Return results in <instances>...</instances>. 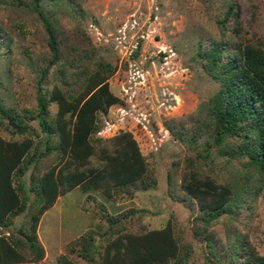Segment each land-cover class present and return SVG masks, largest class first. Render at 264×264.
Masks as SVG:
<instances>
[{"label":"rangeland","instance_id":"obj_1","mask_svg":"<svg viewBox=\"0 0 264 264\" xmlns=\"http://www.w3.org/2000/svg\"><path fill=\"white\" fill-rule=\"evenodd\" d=\"M33 5V0H0V106L28 128L16 131L0 109V264H59L61 255L75 264H106L105 246L89 260L81 255L78 238L89 231L98 241L108 226L106 213L121 211L144 230L167 220L179 226L191 245L181 264H238L241 243L264 255V173L247 157L230 153L241 136L216 141L211 124L206 127L219 85L197 56L199 41L210 38L255 40L264 47V0H40L38 9L73 54L71 83H80L82 71L99 60L112 69L91 71L89 84L78 85L72 99L63 95L61 66H52L45 78L49 117L58 130V150L51 157L57 156L41 172L43 203L29 222L38 257L12 260L17 257L7 251L8 235L20 234L29 211L16 187L24 186L29 201L35 197L28 191L30 167L17 176L15 171L44 138L34 114L38 69L49 52L43 19ZM196 123L206 125L195 143ZM123 162L139 167L135 178L150 177L155 184L132 187L124 183L129 175L111 178L110 170H120ZM169 174L181 188L182 182L211 180L219 199L229 191L235 200L211 224L195 221L191 211L198 209L199 196L192 194L193 203L170 197ZM128 228L121 232L132 238L137 232Z\"/></svg>","mask_w":264,"mask_h":264},{"label":"trees","instance_id":"obj_2","mask_svg":"<svg viewBox=\"0 0 264 264\" xmlns=\"http://www.w3.org/2000/svg\"><path fill=\"white\" fill-rule=\"evenodd\" d=\"M39 1L33 0V7L38 10L43 19L47 32L49 55L38 69L37 106L34 116L38 119L44 138L40 147L26 153L15 171L17 176L30 167L28 191H33L35 197L29 201L24 186L19 183L16 187L22 194L21 206L27 205L29 211L27 218L24 217L18 226L17 230L20 234L8 235L12 245H7V251L11 257H17L12 260H29V258L33 260L35 255L38 257L39 245H37L35 235L30 231L29 222H32L37 214L38 203H43L44 195L39 183L41 172L50 166L57 156L56 154L55 157H51L52 153L58 150V130L54 121L49 117L48 105L51 98L45 86V78L52 66H61L59 77L62 87H64L63 95L67 99H72L77 92L78 85L82 87L89 84L87 76L91 71L109 72L112 69L109 61L99 60L92 68L82 71L80 83L79 81L71 83L68 77L72 75L71 72V74L69 73V69L75 68L73 65L70 67L73 54H68L67 41L62 32L56 29L50 18L38 9ZM230 8L232 9V6ZM197 48V56L202 67L219 85L214 97H211V118L206 127L211 124L216 141L222 140L224 136L234 134L241 136L242 140L239 145L231 146L230 153L239 155V157H247L249 163L253 164L254 170L262 176L264 173V47L255 40L243 42L236 39L230 41V39L210 38L206 40V43L199 41ZM66 61L70 63L69 67L66 65ZM104 92L102 94H105ZM0 109L8 117L9 122L15 126L16 131L22 133L28 130L27 126L19 124L12 114L4 111L1 106ZM202 125L196 123L193 132L197 136H192L191 141L196 143L201 138L206 124ZM49 156L52 158L50 159L51 163ZM133 157L135 159L136 154ZM133 157L128 159H133ZM138 170L139 167L126 168L123 162L120 170L115 167L110 170L109 174L114 180L129 175L130 179L124 182L126 186H137V182H139L142 188H146L150 184H155V181H152L150 177H146L145 180L144 176H136V179L134 176ZM185 180H187V175L184 172L183 181ZM209 181L210 183L200 179V183L191 181L192 184L189 182L185 186L182 182L181 188L174 175L169 174L167 180V192L173 199L181 200L180 198L183 197L188 203H193L192 194L199 196V207L196 211H191V214H195L193 217L195 221L206 225L218 218L221 212L226 211L227 207L235 200L229 191L219 199V191L216 192L217 186L211 180ZM201 184L202 188L199 186ZM223 189L226 191V188L223 187ZM221 201L223 203H220ZM106 217L108 226L100 233L98 241L89 231L86 232V235H81L78 238V243L82 248L81 255L89 260L93 259L96 252L101 255L104 246L102 258L106 264H167L170 259H175L174 264H181L182 260L191 253V245L184 242L185 237L180 233L179 226L175 227L176 225L171 220H167L162 227L144 230L145 226L142 223L134 224L132 222L127 211L114 214L106 213ZM126 227L134 228L137 233H133V237L129 238L128 235L126 236L127 233L121 232L127 230ZM114 234H116L115 237L109 242V238ZM72 244H70V249L73 247ZM241 245L238 264H264V255L259 254L254 246L247 243H241ZM109 254L113 256V260L107 262ZM59 261V264H75L66 255H61ZM234 262L231 260L229 264H234Z\"/></svg>","mask_w":264,"mask_h":264},{"label":"crops","instance_id":"obj_3","mask_svg":"<svg viewBox=\"0 0 264 264\" xmlns=\"http://www.w3.org/2000/svg\"><path fill=\"white\" fill-rule=\"evenodd\" d=\"M30 264H35V263H30Z\"/></svg>","mask_w":264,"mask_h":264}]
</instances>
